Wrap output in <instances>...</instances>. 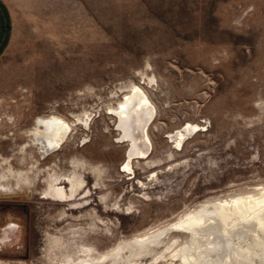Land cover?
Instances as JSON below:
<instances>
[{"label":"rangeland","instance_id":"rangeland-1","mask_svg":"<svg viewBox=\"0 0 264 264\" xmlns=\"http://www.w3.org/2000/svg\"><path fill=\"white\" fill-rule=\"evenodd\" d=\"M0 3L10 27L0 54V264H66L83 246L103 253L145 230H160L155 243L104 264H179L190 233L173 225L178 215L262 197L264 0ZM137 86L153 114L123 124L117 112ZM50 117L68 128L45 151L35 132ZM187 123L198 127L177 145ZM52 127L42 143L61 134ZM73 176L82 186L69 198ZM55 182L66 201L46 195ZM249 229L206 257L249 264L233 254L264 241ZM244 254L260 264L264 243Z\"/></svg>","mask_w":264,"mask_h":264},{"label":"bare ground","instance_id":"bare-ground-1","mask_svg":"<svg viewBox=\"0 0 264 264\" xmlns=\"http://www.w3.org/2000/svg\"><path fill=\"white\" fill-rule=\"evenodd\" d=\"M153 110H154V106L150 102L149 98L144 94V92L141 90V88L137 86L134 88L133 93L126 97L125 102L120 106V110L117 113H119V117L122 120L123 124H125L123 121L130 122L131 120H133V121H135L136 124L141 125V124H144L143 122L148 117H150ZM143 119H144V121L142 122ZM37 124H41L43 126V128L38 130L37 132H35V140H36V142L39 143V145H41V148H44L45 151H48V149L51 150V148L53 149L59 143V140L62 138V135L64 134V131L66 130V128H68V125L64 121H62L59 118H55V117H50L49 119L48 118H38ZM55 124H59V128H60L59 130H60L61 134L58 133L59 136L56 135V137L51 142H49L48 144L42 143V139H41V137L39 138V135L41 136L42 134L44 135V133L50 132V129L51 128L53 129L55 126L54 127H52V126ZM127 125H129V123ZM141 127H143V126H141ZM141 127H139V129ZM197 127H198L197 124L187 123V126L185 128L178 130L177 133H175L178 136V137L176 136V138L178 139L177 145L180 144V142L182 140L181 138L184 135V131H186L187 129H190V128H197ZM143 128L145 129V127H143ZM140 131H142V129H140ZM144 131H143V134L141 133L142 137L146 140V142L150 143L148 135ZM136 143L138 145V142H136ZM137 145H135V147H134L135 151H137L138 150L137 148L140 147V146L136 147ZM140 150L141 149H139V152H140ZM144 153L145 152H142V150H141V152H140L141 155H138V158L144 157ZM126 166H128V163L126 164ZM66 180L71 185V187H70V193L71 194H70L69 198H72L74 192L77 191L78 186H82L81 181L76 179L74 176L69 177V178L67 177ZM57 183L55 182V184H56L55 187L53 186V187H50V189H48V192H47L48 194L46 193V195H49L50 197L55 198L57 200H62V197L64 196L65 197L64 200L66 201L68 197L66 196V194L64 195L63 188L61 186L57 185ZM257 194L262 195V197L261 198H253V196H242V200L239 198L233 197L229 200L228 199L223 200V202H221V203L210 202L208 206L206 204H200V205H198V207L196 209H192V210H188L186 212H183V214L181 216L178 215L177 220L175 222L173 221L174 222L173 225L182 227L183 229H186L190 233V241H191V242L185 241L186 244H184V248L180 252L177 249V251L179 252V253L176 252V253H178L177 258L179 257V260L181 261L179 264H218L221 261L218 262L215 258H214V260H212L211 258L208 259L206 257L208 252L206 253V251L216 249L218 245H221V246L224 245V242H226L227 246H231L233 244L232 237L235 236V237H238L239 239L243 238L244 236L249 234L248 233L250 231L249 228H252V229L254 228L253 229L254 232L258 231V230L255 231V229H260L264 232V188L261 191L257 192ZM248 211L250 212V214L247 215ZM231 222H235V226L233 228L234 230L229 235V237H226V235L223 233L226 229H228L227 223H231ZM164 225H166V224H164ZM170 227L171 226L165 227V230L166 229L169 230ZM151 230L153 231V229H151ZM151 230H149V231H151ZM145 231H143V232H145ZM159 231H158V234L156 231L151 232V233H147V232H145V233L142 232L141 234L139 233L138 235H136L134 237L132 236L133 238H131V239L129 238V240H125V241H122L121 243H117L116 247H114L110 251L108 250V251L103 252V253L93 252L94 249H92L91 247L83 246L82 248H79V251L81 252V254H79V255L77 254L78 256L76 255V253H75L76 256L75 255L74 256L73 255L68 256V254H67L64 261L66 264H104L106 259L108 260L107 257L110 256L111 258H113V260H115L117 262L118 260H120L122 258L121 255L123 253L122 252L123 249H126L128 251V257H129L133 253H138V251H140L141 249L147 248L151 242L155 243V241H156L155 239H157V237L159 236V233H160ZM163 234H161V235L163 236ZM260 234H261V232H260ZM260 236H262V235H260ZM211 237H212V239L209 241V244L212 245L211 247L207 246L208 244L202 245L205 243L204 241H202V240H204V238L206 240V239H209ZM255 237H256V234H255ZM257 237H259V236H257ZM262 238H263V236H262ZM171 242L172 241H170L169 244ZM206 243H208V242H206ZM263 243H264V241H262L260 239V237L255 238L248 245V249L249 248L251 249L254 246H263ZM242 244H243V242H242ZM201 245L207 246V248H205L203 251H198L197 249ZM226 245H224V246H226ZM182 246H183V244H182ZM182 246H181V248H182ZM233 246H232V248L234 250ZM170 247H168V249ZM174 248H176V247H174ZM248 249L233 251V254L235 255L234 262H238V261L242 260L244 262L251 264V261L248 260V258H247L248 253L244 254L247 252ZM195 250L198 252H194ZM77 253H79V252L77 251ZM210 254H211V251H210ZM138 255H139V253H138ZM163 255L165 256L164 253H163ZM209 256L212 257L211 255H209ZM227 256H230V253ZM231 260H233V259L231 258ZM123 261H121V262H123ZM260 264H264V260H261Z\"/></svg>","mask_w":264,"mask_h":264},{"label":"crops","instance_id":"crops-1","mask_svg":"<svg viewBox=\"0 0 264 264\" xmlns=\"http://www.w3.org/2000/svg\"><path fill=\"white\" fill-rule=\"evenodd\" d=\"M9 34V19L4 6L0 3V54L9 40Z\"/></svg>","mask_w":264,"mask_h":264}]
</instances>
